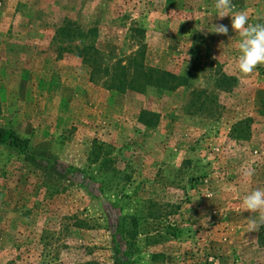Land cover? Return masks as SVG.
Returning <instances> with one entry per match:
<instances>
[{"label":"rangeland","instance_id":"1","mask_svg":"<svg viewBox=\"0 0 264 264\" xmlns=\"http://www.w3.org/2000/svg\"><path fill=\"white\" fill-rule=\"evenodd\" d=\"M214 2L0 0V124L33 153L0 143V264H264L241 207L264 188V65L237 70ZM232 2L264 22V0ZM122 66L136 87L111 85ZM99 147L123 191L100 190Z\"/></svg>","mask_w":264,"mask_h":264},{"label":"clouds","instance_id":"2","mask_svg":"<svg viewBox=\"0 0 264 264\" xmlns=\"http://www.w3.org/2000/svg\"><path fill=\"white\" fill-rule=\"evenodd\" d=\"M214 10L218 18L231 17V28L238 35L236 48L239 55L236 60L237 70L244 76L251 75L254 70L264 65V22H250L246 11L236 10L232 0H215ZM228 27L223 24L213 25V33L227 35ZM254 170L247 169L243 175L249 178ZM243 211L250 214L247 218L248 232H258L264 226V188H255L247 191L241 202Z\"/></svg>","mask_w":264,"mask_h":264},{"label":"trees","instance_id":"3","mask_svg":"<svg viewBox=\"0 0 264 264\" xmlns=\"http://www.w3.org/2000/svg\"><path fill=\"white\" fill-rule=\"evenodd\" d=\"M86 49V47H84ZM88 53V51H87ZM121 73L116 78H113L112 86L118 88L121 87H136V81L134 75L130 77L127 73V66L121 67ZM146 76L151 79L150 76L152 72H155L153 68H146ZM170 77H174L170 75ZM0 143L7 144L9 146L17 148L20 152H23L27 157H33L32 150L29 146L30 140L24 138L16 129L12 127H7L0 124ZM95 148L92 152L93 160H95L97 165V170L100 175V179H97V184L102 192L106 190H120L123 191L125 183L127 182V177L125 174L114 166V160L109 157V154L103 152L101 147ZM112 172V176L108 177L107 172ZM85 173V171H83ZM117 233L120 235L123 245L127 248L123 251V255H128L134 252L135 246L137 245L138 233H139V220L136 216H123L117 225ZM119 251H121L119 249ZM121 263H125L124 260Z\"/></svg>","mask_w":264,"mask_h":264}]
</instances>
